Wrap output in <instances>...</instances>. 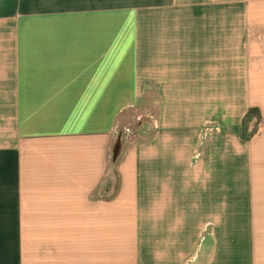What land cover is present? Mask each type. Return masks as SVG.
Instances as JSON below:
<instances>
[{
  "label": "crops",
  "instance_id": "obj_1",
  "mask_svg": "<svg viewBox=\"0 0 264 264\" xmlns=\"http://www.w3.org/2000/svg\"><path fill=\"white\" fill-rule=\"evenodd\" d=\"M0 264H264V0H0Z\"/></svg>",
  "mask_w": 264,
  "mask_h": 264
},
{
  "label": "rangeland",
  "instance_id": "obj_2",
  "mask_svg": "<svg viewBox=\"0 0 264 264\" xmlns=\"http://www.w3.org/2000/svg\"><path fill=\"white\" fill-rule=\"evenodd\" d=\"M154 115L155 108L144 113L135 110L125 112L119 118L115 128L116 142L119 143V147L125 150L154 133Z\"/></svg>",
  "mask_w": 264,
  "mask_h": 264
},
{
  "label": "trees",
  "instance_id": "obj_3",
  "mask_svg": "<svg viewBox=\"0 0 264 264\" xmlns=\"http://www.w3.org/2000/svg\"><path fill=\"white\" fill-rule=\"evenodd\" d=\"M254 122V126L250 129V124ZM261 123L259 111L251 109L244 117L241 126V138L243 141H249L257 132L258 125Z\"/></svg>",
  "mask_w": 264,
  "mask_h": 264
},
{
  "label": "water",
  "instance_id": "obj_4",
  "mask_svg": "<svg viewBox=\"0 0 264 264\" xmlns=\"http://www.w3.org/2000/svg\"><path fill=\"white\" fill-rule=\"evenodd\" d=\"M118 149H119V143L117 144L116 151H118Z\"/></svg>",
  "mask_w": 264,
  "mask_h": 264
}]
</instances>
